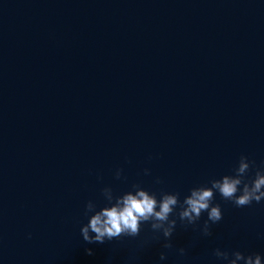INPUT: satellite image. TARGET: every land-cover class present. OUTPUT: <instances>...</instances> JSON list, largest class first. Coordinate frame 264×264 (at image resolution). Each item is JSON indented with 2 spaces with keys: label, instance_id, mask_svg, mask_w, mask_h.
<instances>
[{
  "label": "water",
  "instance_id": "water-1",
  "mask_svg": "<svg viewBox=\"0 0 264 264\" xmlns=\"http://www.w3.org/2000/svg\"><path fill=\"white\" fill-rule=\"evenodd\" d=\"M241 154L253 175L264 161V0H0V264L264 253V199L237 207L218 192L211 235L199 228L206 212L177 220L170 248L150 222L102 243L79 232L105 187L119 195L137 182L182 200Z\"/></svg>",
  "mask_w": 264,
  "mask_h": 264
},
{
  "label": "clouds",
  "instance_id": "clouds-1",
  "mask_svg": "<svg viewBox=\"0 0 264 264\" xmlns=\"http://www.w3.org/2000/svg\"><path fill=\"white\" fill-rule=\"evenodd\" d=\"M250 166H254V162L241 154L231 173L213 178L207 184L191 187L182 200L178 192L162 191L158 196L155 191L137 182L119 195H114L110 187H105V203L97 206L96 200L85 202L83 215L86 220L80 224L79 232L84 241L102 243L122 235L135 236L144 222H150L151 229L162 233L165 238L162 247L170 248L171 241L167 238L173 233L177 220L183 224H195L206 212L199 228L202 235H211L210 223L219 221L223 215L220 204L213 203L214 193L218 192L237 207L264 199V161L255 166L253 175L248 176ZM121 171L118 167L114 175L120 178ZM143 171L148 174L150 169L144 168ZM156 182H160L159 177H156ZM86 251L91 253L92 249ZM178 251L182 254L185 249L180 247ZM213 254L221 264H264V253L260 251L245 253L240 249L229 251L216 247ZM159 258L164 261L166 253L161 251Z\"/></svg>",
  "mask_w": 264,
  "mask_h": 264
}]
</instances>
